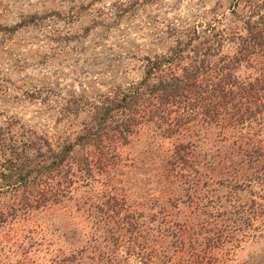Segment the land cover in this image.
I'll list each match as a JSON object with an SVG mask.
<instances>
[{"label":"rangeland","instance_id":"1","mask_svg":"<svg viewBox=\"0 0 264 264\" xmlns=\"http://www.w3.org/2000/svg\"><path fill=\"white\" fill-rule=\"evenodd\" d=\"M232 5L0 0V140L23 151L0 152V173L28 178L0 182V264H264V181L234 186L239 156L230 146L235 133L264 140V122L224 130V140L212 125L185 131L182 121L164 138L145 123L98 154L99 168L77 164L93 147L76 145L73 162L52 179L30 182L44 177L54 150L74 141L89 103L137 81L145 57L176 50L164 69L180 73L190 54L185 44L201 40L214 19L215 30L224 26ZM233 47L225 43L220 52ZM249 73L235 70L239 78ZM193 133V162L173 165L171 148ZM25 135L43 140L22 145ZM56 190L61 196L52 199Z\"/></svg>","mask_w":264,"mask_h":264},{"label":"trees","instance_id":"2","mask_svg":"<svg viewBox=\"0 0 264 264\" xmlns=\"http://www.w3.org/2000/svg\"><path fill=\"white\" fill-rule=\"evenodd\" d=\"M240 2L245 5H237ZM233 3L229 11L231 16L224 26L215 30L214 21L218 20L214 19L206 25V34L201 40L189 48L186 44L192 39L185 44L190 54L185 55L187 61L180 67V73L165 72L164 69L177 59L176 50L169 55L145 57L137 81L126 87H116L97 103H89L92 111L74 141L54 150L51 153L54 159L44 177L38 175L30 182L52 179L63 163L73 162L70 154L76 145L88 144L93 149L89 152V160L82 157L75 162L86 161L98 167V157L105 153V148L111 147L114 141L124 143L145 123L153 124L158 135L167 138L178 130L182 121L185 131L193 124L206 128L212 125L218 128L217 135L224 130L264 122V1L262 5L257 0H233ZM228 42L234 46L229 55L220 52ZM240 65L252 69V73L239 78L235 70ZM193 136V140L185 139V145L178 143L171 148L169 162L177 165L185 160V164L191 165L197 140L195 133ZM220 139L226 138L221 135ZM41 140L39 136L31 140L30 135H25L21 144L38 147ZM260 141L264 142L253 140L247 133L233 135L230 146L239 156L234 171L237 174L234 186L238 189L254 180L264 181V146ZM6 150L15 156L23 153L17 151L13 143L4 144L0 140V152ZM109 156L108 159L113 161V156ZM83 171L87 172L84 167ZM20 174L22 176L16 175V181V178L11 179L10 173H0V182L16 185L21 180L28 181L25 174ZM66 180L69 182V177ZM51 196L57 199L61 193L56 190ZM240 207L241 204H237V212Z\"/></svg>","mask_w":264,"mask_h":264}]
</instances>
